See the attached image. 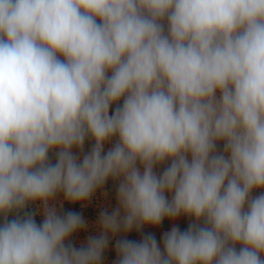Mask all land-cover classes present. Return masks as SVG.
Returning <instances> with one entry per match:
<instances>
[{"label": "clouds", "instance_id": "9594fccd", "mask_svg": "<svg viewBox=\"0 0 264 264\" xmlns=\"http://www.w3.org/2000/svg\"><path fill=\"white\" fill-rule=\"evenodd\" d=\"M109 180L77 247L63 204ZM121 234L113 264H264V0H0V264Z\"/></svg>", "mask_w": 264, "mask_h": 264}, {"label": "rangeland", "instance_id": "374dc122", "mask_svg": "<svg viewBox=\"0 0 264 264\" xmlns=\"http://www.w3.org/2000/svg\"><path fill=\"white\" fill-rule=\"evenodd\" d=\"M85 148L86 150L90 148V142H86ZM116 183L117 182L109 180L107 184L104 186L103 190H98L96 192V194L94 195V197L91 199V201L88 203L86 207H81L80 204H70L68 202H64L62 211L73 210L80 212L88 224L87 230L80 231L71 238L73 243L77 247L85 243L88 236L100 234V231L97 226L99 213L105 208L111 211L113 208L117 206ZM33 207L34 206H30V209ZM58 207H59V203H58ZM35 219L39 223L42 221L43 217L42 215L38 214L36 215ZM173 223H176L181 228V230H185L188 226L187 218L181 217L175 222L165 219V221L162 223L160 227L155 228V227L146 226L143 231L145 233L147 232L154 233L158 242H160L162 233L170 230ZM121 236H123V234L110 239L109 247L104 253L103 264H113V262L116 260L115 241L116 239L121 238ZM140 237L141 234L137 233L135 230L127 234V238L132 240H139Z\"/></svg>", "mask_w": 264, "mask_h": 264}]
</instances>
